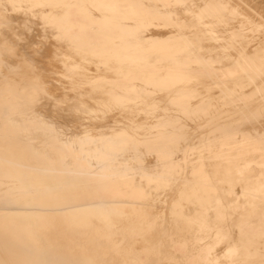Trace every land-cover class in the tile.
Masks as SVG:
<instances>
[{"label":"bare ground","instance_id":"6f19581e","mask_svg":"<svg viewBox=\"0 0 264 264\" xmlns=\"http://www.w3.org/2000/svg\"><path fill=\"white\" fill-rule=\"evenodd\" d=\"M0 86V264H264V0H0Z\"/></svg>","mask_w":264,"mask_h":264},{"label":"rangeland","instance_id":"374dc122","mask_svg":"<svg viewBox=\"0 0 264 264\" xmlns=\"http://www.w3.org/2000/svg\"><path fill=\"white\" fill-rule=\"evenodd\" d=\"M35 32V34H34ZM38 32H36V30H34L31 34H30V38L31 40H34V43L36 41L40 40V37L37 34ZM37 35V36H35ZM51 40L49 41L50 44ZM48 44V45H49ZM44 48L47 49L46 51L48 52V45L47 44H42L41 46H44ZM40 46V47H41ZM44 48L41 47V49L43 50ZM44 54H45V50ZM43 54V56H44ZM45 57V56H44ZM42 56H39V58H44ZM46 58V57H45ZM44 61H40V63H46L47 58ZM46 60V61H45ZM53 82L55 80H52ZM56 82V81H55ZM1 87V86H0ZM4 94H0V142L7 147V150L10 153L16 154L17 152H21L25 149L27 141L33 145L30 141H33L34 139L29 138L25 132L23 131L21 125L19 124V122L14 121L13 119H11L14 115V112L11 111L9 114L4 113V106L2 105V100ZM37 146H39L41 143L37 142ZM19 155V154H18ZM19 159L21 160V157H19ZM97 177L93 176L92 177V181H96ZM72 179L75 183H80L84 180H86L85 178L81 177V176H72ZM96 183V182H94ZM82 186V185H81ZM80 185H78L74 190L72 191H67L65 193H63V195H61L58 199L59 203L63 206L66 205H72L78 202L80 196H82V194H84L85 196H89V198L94 196V190H92V188L89 189H82ZM84 210V209H83ZM79 211H82V209H79ZM123 239L120 238L119 241H117L116 245H120L122 243ZM103 257L107 258L108 261H110V263L112 264H151L146 262L145 260H143L140 256L136 255V254H123L122 256L120 255L119 257L117 256V254H114L111 251H107L103 254Z\"/></svg>","mask_w":264,"mask_h":264}]
</instances>
